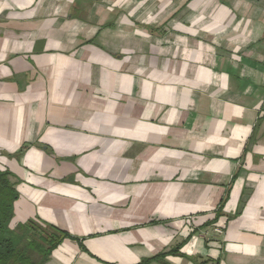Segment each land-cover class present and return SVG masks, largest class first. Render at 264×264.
<instances>
[{
  "label": "crops",
  "instance_id": "0c3cea01",
  "mask_svg": "<svg viewBox=\"0 0 264 264\" xmlns=\"http://www.w3.org/2000/svg\"><path fill=\"white\" fill-rule=\"evenodd\" d=\"M0 170L46 264H264V0H0Z\"/></svg>",
  "mask_w": 264,
  "mask_h": 264
},
{
  "label": "trees",
  "instance_id": "16d2710c",
  "mask_svg": "<svg viewBox=\"0 0 264 264\" xmlns=\"http://www.w3.org/2000/svg\"><path fill=\"white\" fill-rule=\"evenodd\" d=\"M21 153L22 150L15 156L19 157ZM9 176L7 170H0V264H46L52 250L63 239L73 237L53 225L40 224L32 219L11 229L9 223L18 193ZM167 253H178V248L154 258L160 259Z\"/></svg>",
  "mask_w": 264,
  "mask_h": 264
},
{
  "label": "built area",
  "instance_id": "2783aa9c",
  "mask_svg": "<svg viewBox=\"0 0 264 264\" xmlns=\"http://www.w3.org/2000/svg\"><path fill=\"white\" fill-rule=\"evenodd\" d=\"M215 231H216L217 233H221V232H222V230H221L219 227H216V228H215Z\"/></svg>",
  "mask_w": 264,
  "mask_h": 264
}]
</instances>
